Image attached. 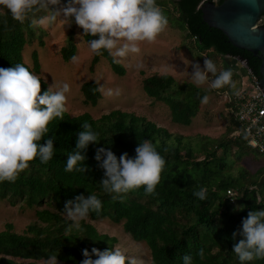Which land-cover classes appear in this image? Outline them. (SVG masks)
Returning <instances> with one entry per match:
<instances>
[{"label":"trees","instance_id":"obj_1","mask_svg":"<svg viewBox=\"0 0 264 264\" xmlns=\"http://www.w3.org/2000/svg\"><path fill=\"white\" fill-rule=\"evenodd\" d=\"M204 1L157 0V4L161 8L169 5L166 10L162 8L168 24L171 20L182 24L183 49L193 54L194 59L200 61L204 56L216 62L217 75L225 69L223 59H240L258 77V59L232 47L221 32L202 22L197 6ZM78 29L86 44L98 38L85 35L80 27ZM72 32L71 26L65 45L59 49L63 62L70 61L76 54ZM46 36L44 29L31 25V19L20 23L12 19L7 10L1 11L0 67L24 64V47L34 41L42 46ZM30 58L31 67L24 66L38 75L35 51L31 52ZM100 59L106 61L114 75H124L122 65L114 62L107 51L98 56L92 53L89 72ZM232 73L235 88H199L189 82L176 81L168 74L157 73L140 81L146 98L164 105L171 123L182 127L188 126L197 115L205 96L221 91L220 95L225 98L223 118L226 126L217 138L172 134L142 116L120 110H110L97 118L86 113L71 117L65 112L63 120L54 118L50 121L44 139L55 137L53 158L46 164L37 158L14 182H0V201L9 206L46 207L34 212L43 226L32 223L17 234L11 224H5L0 231V264H36L34 262L46 260L53 254L58 255L59 264H80L84 258L83 249L91 253L92 248L103 251L114 247L116 240L98 233L92 225L80 221L77 228L62 218L67 201L75 200L79 195L87 198L90 194L98 196L102 208L98 213L90 212L87 220L121 224L123 232L133 242L146 247L149 264H183L185 254L193 257L194 264H240L232 247L241 237L234 241L232 234L242 230V220L249 211L264 209V155L246 145L243 127L235 119L237 94L243 90L244 77ZM41 85L42 92L48 89L43 80ZM97 89L93 81L80 85L84 105L93 107L97 104L100 100ZM85 121L99 134L100 142L89 144L82 153L87 157L84 162L87 172H66L67 156L75 150L77 134L84 130L81 124ZM144 140H150L166 160L155 194L146 195L141 186L113 199L116 194L103 192L99 184L104 170L99 167L101 161L95 160L96 149L111 148L117 158L125 152L134 158L136 147ZM246 159L259 160L262 166L250 172L242 165ZM202 187L207 189L204 200L193 195ZM238 206H243V210L234 211ZM200 249L204 250L202 260L197 256ZM26 260L31 261L25 263ZM247 264H264V259Z\"/></svg>","mask_w":264,"mask_h":264},{"label":"clouds","instance_id":"obj_2","mask_svg":"<svg viewBox=\"0 0 264 264\" xmlns=\"http://www.w3.org/2000/svg\"><path fill=\"white\" fill-rule=\"evenodd\" d=\"M3 10L20 23L31 19L33 27L48 26L58 20L70 26L74 18L85 35L98 37L87 42L91 52L98 56L107 51L116 63L130 54L140 53V44L154 42L168 25V18L157 0H67L63 5L61 0H0V11ZM78 59L76 55L71 57L73 63ZM204 66L206 71L198 64L193 65L191 79L194 83H206L209 79L207 73L211 72L215 77L212 88H235L231 69L217 75L213 61L204 59ZM41 80V76L21 63L9 68L0 67V182H14L37 158L44 164L53 158L55 137H44L50 121L54 118L63 120L71 87L68 83L54 82L42 92ZM97 90L104 92V87ZM106 94L118 96L120 89L115 92L108 89ZM207 100L205 96L202 103ZM81 127L84 130L77 134L75 150L67 156L66 172H87L84 163L87 157L82 153L89 144L100 142L99 134L89 122L85 121ZM135 152L134 158L126 152L117 158L111 148L96 149L95 160L101 161L99 167L104 170L99 184L103 192L116 194L113 199L141 186H144L146 195L155 194L166 160L150 140L140 142ZM193 195L204 200L207 189L202 187ZM101 208L102 201L97 195L90 194L87 198L79 195L75 200L67 201L65 214L79 228L80 221L87 220L90 212L98 213ZM235 210L242 211L243 206ZM238 236L241 239L233 244L232 251L240 264L264 259V209L248 212L242 220V230L234 231L232 239L235 241ZM82 255L84 258L80 264H143L118 246L103 251L92 248L91 253L83 249ZM93 256L97 258L93 259ZM197 256L202 260L204 250L200 249ZM182 261L183 264H194L193 257L187 254L183 255ZM43 264H59L58 255L48 256Z\"/></svg>","mask_w":264,"mask_h":264},{"label":"rangeland","instance_id":"obj_3","mask_svg":"<svg viewBox=\"0 0 264 264\" xmlns=\"http://www.w3.org/2000/svg\"><path fill=\"white\" fill-rule=\"evenodd\" d=\"M61 4H64V0H61ZM167 6L165 5L162 8L166 10ZM262 22H264V18ZM262 22L259 21L257 26L262 24ZM71 26L73 29L72 39L76 47L75 55L79 57L75 63L71 60L63 62L59 55V49L65 45L69 37L68 32ZM41 28L47 34L43 38L44 44L38 46L34 41L31 45H26L22 52V60L25 65L31 67L30 54L35 51L39 64L38 75L41 76L44 82L46 80L47 88L54 82L57 84L68 83L70 85L71 91L67 94L66 111L69 116L73 117L86 113L92 118H97L110 110H120L142 116L172 134L182 136L199 134L217 138L224 132L226 123L223 115L226 114V111L224 108L225 98L222 94L220 95L221 91L208 95L207 103L199 105L197 115L188 126L184 127L171 123L168 109L164 105L150 101L142 92L140 81L153 73L168 74L176 81L189 82L199 88H212L211 82L215 78L211 72L207 73L209 79L202 85H197L191 79V74L194 72L193 65L198 64L201 70L206 71L204 59H211L203 56L198 61L193 58V54H189L183 49L184 31L180 22L171 20L170 24L157 36L154 42H142L140 44V53L130 54L127 58L121 59L119 64L122 65L125 71L122 77L114 75L104 59H100L93 71L89 72L88 66L92 52L88 44L82 39L74 19H72L70 26L65 25L64 21L58 20L54 24L41 26ZM222 64L225 65V69H231L238 75L243 74V71L237 65L236 59L225 58L222 60ZM138 65H142V67H138ZM217 70H219L218 67ZM89 81L95 82L98 88L100 86L104 87V92L99 91L100 100L93 107L84 105L79 91L80 85ZM117 88L120 89V95L109 96L106 94L108 89H112L115 92ZM242 165L248 171L254 172L262 166V163L259 160L246 159ZM45 208L26 209L21 205L9 206L4 201H0V231L4 229L5 224H11L13 232L17 234L22 233L26 226L32 223L43 226L36 219L34 212ZM62 218L74 225L66 214L62 215ZM84 222L92 225L98 233L114 238L116 240L114 247L118 246L129 256L142 261L143 264H149L150 258L146 247L141 243L133 242L123 232L121 224L113 225L107 220L97 222L85 220ZM30 261L26 260L24 262L28 263ZM34 263L43 264V261Z\"/></svg>","mask_w":264,"mask_h":264},{"label":"water","instance_id":"obj_4","mask_svg":"<svg viewBox=\"0 0 264 264\" xmlns=\"http://www.w3.org/2000/svg\"><path fill=\"white\" fill-rule=\"evenodd\" d=\"M197 9L209 28L223 34L228 43L259 60L258 87L264 92V0H206Z\"/></svg>","mask_w":264,"mask_h":264},{"label":"built area","instance_id":"obj_5","mask_svg":"<svg viewBox=\"0 0 264 264\" xmlns=\"http://www.w3.org/2000/svg\"><path fill=\"white\" fill-rule=\"evenodd\" d=\"M236 62L243 71L247 86L237 94L234 116L243 127L246 145L264 155V92L258 87V77L246 67L245 61L236 59Z\"/></svg>","mask_w":264,"mask_h":264},{"label":"crops","instance_id":"obj_6","mask_svg":"<svg viewBox=\"0 0 264 264\" xmlns=\"http://www.w3.org/2000/svg\"><path fill=\"white\" fill-rule=\"evenodd\" d=\"M232 72L235 73V71H233V70H232ZM239 76H240V77H241V76L244 77L243 74H242V75H239ZM246 86H247V85L245 84V79H243V87H246Z\"/></svg>","mask_w":264,"mask_h":264},{"label":"flooded vegetation","instance_id":"obj_7","mask_svg":"<svg viewBox=\"0 0 264 264\" xmlns=\"http://www.w3.org/2000/svg\"><path fill=\"white\" fill-rule=\"evenodd\" d=\"M263 18H264V14L260 17V22L262 21Z\"/></svg>","mask_w":264,"mask_h":264}]
</instances>
